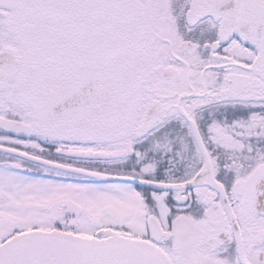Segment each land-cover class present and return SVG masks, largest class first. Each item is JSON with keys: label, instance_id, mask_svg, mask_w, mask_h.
<instances>
[{"label": "snow or ice", "instance_id": "snow-or-ice-1", "mask_svg": "<svg viewBox=\"0 0 264 264\" xmlns=\"http://www.w3.org/2000/svg\"><path fill=\"white\" fill-rule=\"evenodd\" d=\"M0 264H264V0H0Z\"/></svg>", "mask_w": 264, "mask_h": 264}]
</instances>
